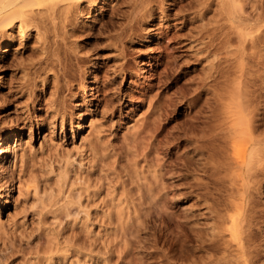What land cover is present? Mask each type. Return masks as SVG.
I'll return each mask as SVG.
<instances>
[{
	"label": "rangeland",
	"instance_id": "1",
	"mask_svg": "<svg viewBox=\"0 0 264 264\" xmlns=\"http://www.w3.org/2000/svg\"><path fill=\"white\" fill-rule=\"evenodd\" d=\"M132 1L73 0L70 16H58L56 26L43 6L35 10L42 13L39 28L9 30L10 50L0 56V137L21 130L9 160L0 159L1 201L14 186L0 206V264H183L186 249L184 261L176 259L177 213L192 208L200 227L211 225L195 194L175 200L188 190L190 178L177 181L185 168L167 167L155 177L159 162L187 158L193 150L183 143L202 136L188 125L194 103L179 96L189 73L197 78L207 63L192 43L174 49L171 35L183 28L175 0H145L151 16H134ZM217 2L207 17L218 15ZM259 2L247 0L245 13ZM9 31L0 33V47ZM45 41L70 53L65 79L45 54ZM258 49L264 53V33ZM261 85L264 76L257 93H264ZM256 102L264 105L263 98ZM82 121L89 126L81 131ZM145 176L167 205H139L135 181ZM261 182L252 191L255 264H264Z\"/></svg>",
	"mask_w": 264,
	"mask_h": 264
},
{
	"label": "bare ground",
	"instance_id": "2",
	"mask_svg": "<svg viewBox=\"0 0 264 264\" xmlns=\"http://www.w3.org/2000/svg\"><path fill=\"white\" fill-rule=\"evenodd\" d=\"M71 1L0 0V33L5 36V31L15 25L24 34L31 25L39 28L36 15L42 13L35 10L43 6L46 17L41 16L56 26L58 16L63 15L64 19L70 16ZM88 1L95 4L99 0ZM217 1L220 8L218 15L207 17L212 0H175L174 16L183 18V28L171 35L177 45L174 49L181 51L184 45L192 43L196 46L194 52L200 56H196L197 59H204L207 63L202 68L205 71L197 78L194 77L197 73H189L187 78L190 81L185 82L179 96L182 100L190 98L189 103H194L188 125L203 133L200 131V136L199 130H196L200 137L191 133L194 136L189 137L185 145L183 143V148L193 150L189 151L191 155L187 158L186 155L182 157L176 154L173 162H159L160 168L156 170L158 174L155 177L163 176L167 167L174 166L180 172L185 168V173L177 175V181L190 178L184 182L188 190L177 194L175 200L180 202L195 194V202L206 205L208 218L212 220L211 225L206 223L209 228H202L197 224L194 209L177 213V260L184 261L182 256L186 249L187 257L183 264H255L252 191L264 179V105L258 107L256 102L257 99H264V93H257L255 88L258 78L264 76V53L256 48L264 33V0L247 13L244 11L247 0ZM60 4L67 5L60 7ZM147 5L145 0H133L132 14L151 16L153 8H147ZM13 38L14 32L9 31L5 45L0 47V56L10 50ZM44 43V52L50 57L49 61L54 57L55 65L59 67L56 68L57 75L65 79L70 53L65 48L61 50L58 41L55 47L49 41ZM3 77L0 75V84ZM94 84L89 86L90 89L95 88ZM173 102L171 104L176 106ZM88 126L86 121H82L78 128L82 131ZM18 130L21 128L0 137L1 161L9 160L12 141L18 135ZM137 137L132 138L135 143ZM135 148L138 150L139 147ZM143 180V184H140ZM140 181L135 183L139 205L144 210L167 205L164 199L156 197V188L151 186L147 176ZM10 191H14V186L0 200V206L10 202Z\"/></svg>",
	"mask_w": 264,
	"mask_h": 264
}]
</instances>
